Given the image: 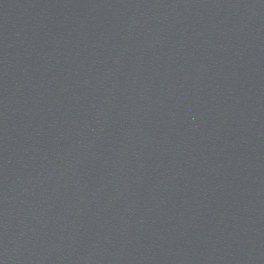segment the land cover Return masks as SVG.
Masks as SVG:
<instances>
[{
	"label": "water",
	"instance_id": "1",
	"mask_svg": "<svg viewBox=\"0 0 264 264\" xmlns=\"http://www.w3.org/2000/svg\"><path fill=\"white\" fill-rule=\"evenodd\" d=\"M0 264H264V0H0Z\"/></svg>",
	"mask_w": 264,
	"mask_h": 264
}]
</instances>
